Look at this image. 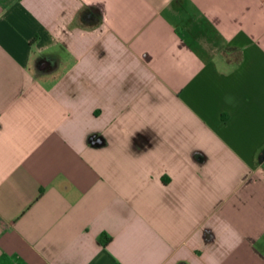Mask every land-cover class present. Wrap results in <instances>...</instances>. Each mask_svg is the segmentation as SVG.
Wrapping results in <instances>:
<instances>
[{"label": "crops", "instance_id": "crops-1", "mask_svg": "<svg viewBox=\"0 0 264 264\" xmlns=\"http://www.w3.org/2000/svg\"><path fill=\"white\" fill-rule=\"evenodd\" d=\"M0 264H264V0H0Z\"/></svg>", "mask_w": 264, "mask_h": 264}]
</instances>
